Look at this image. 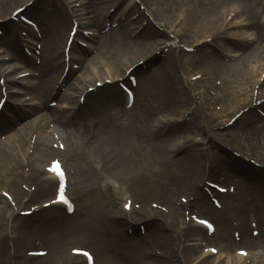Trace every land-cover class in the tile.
Instances as JSON below:
<instances>
[{"label":"rangeland","instance_id":"obj_1","mask_svg":"<svg viewBox=\"0 0 264 264\" xmlns=\"http://www.w3.org/2000/svg\"><path fill=\"white\" fill-rule=\"evenodd\" d=\"M25 1L21 0L17 4L15 3V6L6 8L5 12L9 13L8 16L0 15V36L3 33L2 23L10 20L15 28L12 37L17 49H10L0 43V66L2 68L0 78L16 79L22 70L31 68L30 65L17 60L15 53L36 58L35 46L43 47V39L46 38L43 37L45 32L56 35L60 30L62 36L61 39H57L56 43L59 52H61L60 61L62 62L65 60L62 55L64 43L73 24L77 25L76 41L84 43V48L90 47L91 55L97 54L94 37L108 33L119 23H124L123 26L131 28L130 40L132 41L137 39L140 31L145 33L148 28H152L153 33L152 31L150 33L154 37L151 44L153 45V41H155L158 46L152 49V55L158 58L156 62L150 64L151 68H146V72L149 73L158 66L162 68L160 76L163 86H160V92L166 93V100H170V102L169 106L168 102L165 105L162 99L157 100L156 104L151 102L148 105L154 111H151V120L143 127L144 133L150 137L147 136L148 142L141 140L146 144L142 152H149L151 148L149 143L153 144L162 136H175L174 142L182 144V147L177 149L180 158L182 159L183 155L187 154L186 157L190 160L187 167L173 168V175L169 177L166 185L158 183L152 177L142 181L120 180L117 179V176H111L105 171L108 168L106 162L112 155L108 154V149H105L106 141L99 138L98 135L86 139L73 130L76 127H82V125H77L81 121L73 123L75 117L71 119V116H75L73 106L77 105L78 101L76 102V100L85 96V92L90 89L108 86L111 90L112 84H115L124 96L125 91L132 89L137 99L136 105H134V109L126 110L141 117L142 110L138 106L143 94L141 95L137 81L143 70H133L135 67H141L145 58H142L143 53L137 54L135 57L131 56V54L138 53L137 43L133 44L129 50L130 54L127 55L130 56V61L126 64L125 71L123 70L125 73H118L121 76L110 75V64L100 59L98 65H91L95 66V69L90 70V74H84L81 78L74 79L73 84L77 90L76 92L71 90L72 95L75 96L73 102L62 97L60 91H58V96L50 97L47 100L46 110H42L41 113L47 114L49 109L64 110L66 127L51 122L50 118L45 119L43 121L45 128L29 133L23 146L14 152L19 153L18 151L22 150L20 152L22 156H18L19 164L15 167L14 174L7 175L6 168L3 172L0 171V192H6L14 198V201L10 202L0 194V264H83V260H74L71 257L69 253L71 248L90 251L93 260L96 259V264H129V262L132 263V259L126 254L142 250V252L150 251L157 254L158 256L155 257L165 258L173 255V252L181 253L184 247L194 242L193 239H199L203 245L197 249L198 259L192 264L201 260V253H207V246L225 252L223 249L225 243L221 238L206 239L204 230L197 232L190 227L195 224L192 218H205L211 221L216 229L219 228L215 219L208 212L199 209L196 200L200 194H205L204 197L206 196L205 200L209 206L215 207L213 199H216L221 207L224 205L223 195L214 193L215 191L211 190L212 187L209 186V183L218 184L227 190L229 186H233L232 181L239 179L232 171L235 177L231 181L228 180L230 169L227 166H240V169L244 168L248 171L255 178L250 183L253 187L263 185L264 164L260 160L264 157V143L255 146L252 137L254 114L264 118V106L254 110L252 103L250 104L251 98L247 97L250 90L258 89L257 85H253L254 78L251 80V82L253 81L252 89L247 87L245 82L243 83V79L249 74L254 55L264 56V43L262 42L264 32H260L263 29L258 25V28L254 29V19L247 18L241 12L239 4L235 2L223 3L222 0H207L208 7H215L214 13H218L217 15L220 16L216 17L218 18L217 24L207 27L202 24L198 25L199 28L192 25L193 19H190V22L188 18L189 10L184 5L177 3L178 0H137L136 2L139 1V6L142 9H138L137 3H133L131 7H127L128 12L123 8L126 0H116L114 4L107 0L105 2L107 12L109 11L108 15H114L115 20L106 16L100 23H94L90 13L91 8L86 0H77L75 6L68 3L71 0H41L37 3L42 7L38 16H35L37 13L31 15L24 11L21 13L22 16L36 24L35 38H33L28 34L25 35L27 28L18 19L21 16L18 17L11 13L13 9L27 6ZM33 2L34 0L28 1V6ZM175 7H178V10ZM138 13L140 15L135 18ZM62 15L66 16V25L59 26L58 19ZM258 21L259 23L264 21V11L258 17ZM130 23L133 24L132 27ZM171 39H173L172 44H167V41ZM108 40L112 41L113 39ZM254 48H258L255 54ZM29 50L30 52L27 54ZM76 52V49H72L70 54L75 57L78 55ZM165 61H169V63L166 62L162 66L161 64ZM32 62L34 66L35 62L36 66L39 65L38 59L32 60ZM70 63V66L74 68V76L79 71V63L74 60ZM236 63L239 75L235 78L241 81L239 83L240 97L237 99H241V101L235 108L229 109L235 104L232 91L238 84L233 81V75L230 74L227 67L223 68V65L230 66ZM257 64L260 65V61L254 63L256 66ZM62 67L60 68L62 69L61 75L64 76L65 72ZM258 75L255 79L258 78ZM220 76L225 82L223 87L214 85L216 81H221ZM131 77H134L135 83ZM32 78L34 76L30 75L23 81L30 82ZM123 78L125 79L123 80ZM34 79L35 82L39 81ZM227 80L230 82L229 85H226ZM98 84L102 86L100 87ZM11 86L13 90L22 88L19 84ZM156 86L158 96H161L158 83ZM163 87L168 88L169 91ZM27 91L30 94L22 95L24 102L26 104L38 102L35 91L33 92L29 88ZM52 103H55L54 107L51 106ZM124 106L122 104L121 108ZM84 108L85 113L89 116H97L93 112L87 111L86 106ZM109 109L111 108L106 110ZM10 110H5L4 115L6 116L3 118H6L4 119L6 121L11 116L13 120L15 119L12 114L13 109ZM126 110L123 112H127ZM221 110H223V116L218 115L219 117H217L216 114ZM238 114L239 116L233 123L228 124ZM118 115H122V112ZM3 118L0 113V123ZM181 119L184 120L185 125L180 127L172 125ZM94 120L102 129L113 131L118 127L112 121L105 122L102 118L95 117ZM24 122L26 121L24 120ZM18 126L19 124L16 125V127ZM184 130L185 133H183ZM14 131V129L0 130V142H6L7 138L14 134ZM156 131L162 132L157 134ZM39 133L49 145L56 147L60 144L64 146V150H59L57 152L60 154L49 157L38 158L35 154L33 157V146ZM117 136L113 137L111 141ZM188 138L191 141L185 144ZM71 152L76 155H72ZM55 159L62 163L67 174L65 193L73 203L74 211L72 213H67L62 207L48 206L49 202L53 200L55 182H53L54 191L42 195L34 179L33 181L27 179L28 175L34 172L38 174L36 175L38 180H47L48 175L44 172L50 162ZM38 164L41 170L37 167ZM85 165L97 170L98 175L94 179H88L87 173L83 176L82 168L83 166L86 168ZM121 178L127 177L122 176ZM139 187L142 188V191L138 190ZM17 188L23 192L20 199L13 194ZM206 190H209L211 194L208 195ZM234 191L235 189H233ZM226 194L228 195L230 192ZM124 203L130 205L129 210L123 209ZM130 210L141 212L145 220L149 219L150 222L145 223V220L134 222L135 219H133ZM216 210H222V208ZM123 213L128 215L127 222L123 223L124 227L120 229L116 223H113V220L124 217ZM121 230L125 233H122ZM255 230L259 231L258 227ZM259 234H261L260 231ZM250 235L248 226L247 236ZM240 247L243 249L248 247V250L252 248L239 242L231 247V252ZM37 250H44L46 254L40 257L33 255ZM115 254L120 255V258L125 256L126 262L123 263L119 260L118 263H115L112 260L115 258ZM179 258L180 256L173 255V257H168V260L160 259L159 264H187ZM212 259L214 257L208 261L210 262ZM153 262L154 258L145 260V264H157ZM209 262L204 264H209Z\"/></svg>","mask_w":264,"mask_h":264},{"label":"bare ground","instance_id":"obj_2","mask_svg":"<svg viewBox=\"0 0 264 264\" xmlns=\"http://www.w3.org/2000/svg\"><path fill=\"white\" fill-rule=\"evenodd\" d=\"M19 1L21 0H0V15H3V17L8 16L7 14L9 13L5 12L6 8H10V6H15V3L17 4V2ZM28 1L30 0H26L25 4H27ZM39 1L41 0H34V2L30 6L24 7L23 11L29 13L30 15L33 13H37L35 14V16H38L40 14V10L42 9L41 5L37 4L39 3ZM75 1L76 0L69 1L68 3L73 4ZM86 1L91 8L90 13L92 14L94 23H100V21L103 22L106 16L109 19L111 18L115 20L114 15H108L109 11L107 12V4L105 2L107 0ZM115 1L116 0H109V2L113 4L115 3ZM133 1L134 0L127 1L125 8H127L128 6L131 7L130 3H133ZM222 2H235L239 4L241 12L246 15L247 18L251 17V19H254V29L256 27L258 28L259 26L263 29L260 32H264V21L260 23L258 21V17H260L264 11L263 0H222ZM177 3L184 5V7L189 10V21L190 19H193V22H190L196 28H199L198 25L202 24L206 27L208 25L211 26L218 21V18L216 17L220 16L217 15L218 13H214L215 7H208L207 0H178ZM175 9L178 10V7H175ZM126 11L128 12L127 9ZM58 20L60 22L59 26L66 25L65 15H62L61 18ZM2 25L3 33L2 36H0V43L10 49L17 50L12 37L15 32L14 25L11 23L10 20L4 21ZM123 25L124 23H119L113 30H109L108 33L104 35H97L96 37H94L95 39L93 38L96 42L95 49L97 54L91 55L92 52L90 47L84 48L82 46H76V44H74L72 46V49L75 50L76 48L78 55L74 57V55L71 54L69 58L70 60L79 62L78 72L80 74L76 75L75 73L76 79L81 78V76H83L84 74H90V70L93 71L95 69V66L93 67L91 65H98L100 59H103L110 64V75L121 76L118 75V73H125L124 71L126 64L129 63L128 61H130V56H127L130 54L129 50L131 49L133 44L137 43L136 45L138 47V53L133 55L131 54V56L135 57L137 54L143 53L142 58H145V61L143 62L142 66L135 67L133 70H143L141 76L138 78L137 81L139 89L141 90V95L143 94L141 103L138 106V108L142 110L141 117H137L134 113L131 114L127 110V112H123L125 111V109L121 108V106L122 104L126 105V95L124 96L116 88L115 84H112L113 86L111 87V90L108 88V86H104L102 88H95V91L93 93H86L85 99L88 102L87 107L89 111L95 112L102 118H107L105 122L112 121L113 123L117 124L118 127L113 129L112 131L110 129H102L101 127L96 126V124H93L90 129L86 127V125L88 124H86V121H89V119L92 120L93 118L85 117L84 119V117L82 116L83 107H78L77 110L74 111L75 116H71V119L75 117L73 123L81 121V123H78L77 125H82V127H76L73 130H75L78 134L84 136L86 139H91L94 138L95 135H98L99 138L106 141L105 149L109 150L108 154H112L111 156H109L106 162L108 168L105 171L109 175L117 176V179H123L126 181H142L144 179L147 180L148 177H152L158 183L166 185L169 181V177H172L173 175V168H177L180 166H182L183 168L187 167L188 161L190 159L186 157L187 154L183 155L182 159L180 158L179 151L177 149L182 147V144L174 142L175 136H162L158 140L154 141L153 144L149 143L151 147L149 152H142V150L146 146V144L143 142H148L147 136L150 137L149 135L144 133L143 127H145L148 124V121L151 120V111H154L153 108L149 107L148 105H150L151 102L155 103L157 100L163 99L165 105H167L168 102L169 106L170 100H166V93L162 94V92H160V86H163V81L160 76L162 68L158 66L156 68H153L151 72H146V68H151L152 65L150 64L152 62H156L157 60V58L154 57L155 55H152V49L158 47L157 44H155V41H153V45L151 44V41L154 37L150 33L152 31V28H148L145 33L144 31H140L139 36L136 37L137 39H135V41H132L130 40L131 28H127ZM130 25L132 27L133 24L130 23ZM219 27L220 25L218 26V28ZM58 31L59 32L56 35L54 34L55 36L50 35L46 32L45 34H43V37L45 36L46 38L43 39V47L41 48L40 55L38 56V58L40 59V66L33 67V70L32 59L27 56L20 55V53L17 54L16 59L24 64L30 65L31 68H29V70L31 73L29 74H32L37 79V81L39 80L38 82H35L36 80L32 78V81L34 82H31L30 85L29 83L22 84L26 88L31 86V89L33 92L35 91V95L37 96L39 102L37 104H32L28 107V109L22 108L20 115L17 117V121H12V119H7L8 121H6L3 119V121L0 123V130H15L14 134H11V136L7 138L6 142H0V171L3 172L6 168L7 175L14 174L15 167L19 164L18 156H22V154L20 153L22 150L18 151L20 154L17 152L14 153L16 149L19 150L20 147L23 146L26 141V137L29 133H31L32 131L35 132L37 129L45 128V123L43 122L45 121V119L50 118L51 122L66 127L64 110L60 108L55 109V111L49 109L47 114L41 113L42 110H46L47 100L50 97L58 96V91H60L62 97L68 99L70 102H73V100L75 99L71 92V90H74V92H76L73 87L74 79L72 78L74 71L70 69L69 66L66 75H64L63 77L61 75L62 69L60 68L62 67V64L64 65V63L60 61L61 52H59V47H57L58 44L56 43L57 39H61L62 36L60 34V30ZM200 33L203 32L200 31ZM108 39L113 40L109 41ZM262 42L264 43V39H262ZM257 49L258 48H254V54ZM257 61H260V65L257 64L256 66L254 65V63H257ZM166 62L169 63V61H165L161 65L163 66V64ZM236 65L237 63L230 66L223 65V68H228L230 74H232L234 77L233 81L238 84L235 85L236 89H233L232 91L235 104L229 109L235 108L241 101V99H237L238 97H240L239 83L241 81L235 78L239 75V71ZM1 70L2 68L0 66V71ZM263 72L264 56L254 55V60H252L250 64L249 74L248 76H246V78L243 79V83L245 82L247 87L251 89L253 85L258 86V89L254 91V105L256 104V109L264 106V101L262 102V100H264V86L262 87V85H264ZM257 75L258 78L255 79ZM220 78L221 81L217 79L218 81H216L214 84L217 85V87H223L225 84L223 78L221 76ZM253 78L254 84L253 81L251 82ZM124 79L125 78H123V80ZM7 81L10 84L7 85ZM7 81L6 84H4V86L7 87V98L5 101V107L9 108L12 107L13 104H16V102L19 100L18 98H15L19 93L17 91H12L11 84L19 82L15 79H8ZM157 83L161 96H158V88L156 86ZM229 84L230 82H228L227 80L226 85ZM163 88L169 91L168 88ZM127 97L129 100V94H127ZM133 97L134 98L131 108L134 109V105H136L137 99L134 95ZM247 97H252V90H250ZM18 105L22 106V103L19 102ZM23 106L25 105L23 104ZM107 108L111 109L107 111ZM222 111L223 110H221L218 115L223 116ZM120 112H122V115H118V113ZM26 118L27 122H21ZM182 121V119L181 121H175L174 123H172V125L177 127L183 126L185 125V123H183ZM17 124H19L18 127H16ZM162 131H156L155 133L159 134ZM92 132H94L95 134H92ZM183 133H185V130ZM115 136H117V140L114 139L113 141H111L112 138ZM42 137L43 136L39 133L37 139H35L36 142L33 146V157H35V155L40 158L46 156L49 157L54 154H60L57 152L59 150H56L53 145H49L48 142L44 139V137ZM252 138L254 140L255 146L263 145L262 143H264V118L258 117L256 114H254V134ZM141 140L144 141L142 142ZM190 141L191 139L188 138L185 141V144L189 143ZM71 154L74 156L76 155L74 152H71ZM260 161H262L264 164V157H262ZM37 167L41 170L39 164L37 165ZM85 167L86 168H84L83 166L82 168L83 176H85V173H87L89 175L88 179H94L98 175L96 169L92 167H87L86 165ZM227 167L230 169V177L228 178V180L231 181L233 180L232 178L235 177L232 171L235 173L236 177H238L239 180L232 181V185L235 189L233 194L223 195L224 205L222 206V210H216L209 206L208 202L205 200V194H200L199 198L196 200L198 207H200L199 209L204 212H208V214H210L211 217L215 219L219 228L215 229L212 235H208L206 229L200 226L199 224H194L190 227L191 229L197 230V232H201L204 230L205 237H210L209 240L213 239L214 237L217 239L221 238L222 242L225 243L223 245V249H225V252L221 250L219 255L212 259L210 262L208 261L210 258H212L210 254H201V260L195 264H204L205 262H209V264H264V181L262 186L253 187L250 183L251 181H254L255 178L248 171L244 170V168L242 167V169H240V166L230 165ZM31 171L33 172L32 169ZM32 174L30 173L27 179L30 181H33L34 179L42 195H47L54 191V179L53 177L48 175L47 171L44 172V174L49 176L47 180H38L36 176L38 174H35L34 172ZM122 176L127 178H121ZM138 190L142 191V188L139 187ZM13 194L20 199L23 192L17 188ZM226 196L228 197L226 198ZM10 198L11 201H14L12 195H10ZM55 207H61V205H55ZM11 210L12 209H10V211ZM130 212L133 215V219H135L134 222L145 220L141 212L138 213L135 210H130ZM123 216L124 217H119L116 220H113V223H116V226L120 227V229L124 227L123 223L126 224L127 222L128 215L126 213H123ZM144 222L149 223L150 220L147 219ZM251 223L256 224L259 227V231L261 232V234H258V236L254 239H251V236H247V229L248 226L251 225ZM115 229L117 228L115 227ZM121 231L122 233H125L123 230ZM252 231L253 229L251 230V233ZM234 236H240V242L252 247L251 250H248V247L246 248V256H241L238 254L237 251L243 249L241 247L236 248L234 249L235 251L232 250L231 252V247L235 245ZM193 241V243L184 247L181 250V253L173 252L172 254L180 256L179 259L184 260L187 264L194 263L198 259L196 253L197 249L201 246V242L199 243V239H193ZM156 255L150 251L142 252V250L132 252L131 254H126V256H130L132 259V263L129 262V264H145V260L148 258H154L153 263L159 264L160 259L168 260V257H173V255H169L165 258H162L161 256L155 257ZM71 257L74 260L83 259L80 256ZM120 257V255L115 254V258H112V260L115 263H118L119 260L125 263V256L123 258ZM83 261L84 264H86L85 260ZM93 264H96V259L93 260Z\"/></svg>","mask_w":264,"mask_h":264},{"label":"snow or ice","instance_id":"obj_3","mask_svg":"<svg viewBox=\"0 0 264 264\" xmlns=\"http://www.w3.org/2000/svg\"><path fill=\"white\" fill-rule=\"evenodd\" d=\"M49 171L53 172L56 175V177L59 180V182H60V188H59V190L57 192V202L65 205L68 208V210L71 211L72 210L71 206H70L68 200L64 196V191H63V189H64V172L61 169V167L59 165V162L58 161H53L51 166H50V168H49ZM5 195H7V194H5ZM129 207H130L129 204H125V208L126 209L129 208ZM200 223L205 225L208 228L211 227V225L206 220H201ZM73 251L75 253H77V254H80V255H84V256L88 255L87 253H84V252H82L79 249H74ZM213 251H215V249H213Z\"/></svg>","mask_w":264,"mask_h":264}]
</instances>
